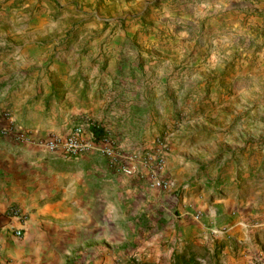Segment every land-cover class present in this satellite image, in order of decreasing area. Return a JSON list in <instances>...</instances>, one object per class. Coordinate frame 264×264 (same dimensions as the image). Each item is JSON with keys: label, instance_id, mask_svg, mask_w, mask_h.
Here are the masks:
<instances>
[{"label": "rangeland", "instance_id": "1", "mask_svg": "<svg viewBox=\"0 0 264 264\" xmlns=\"http://www.w3.org/2000/svg\"><path fill=\"white\" fill-rule=\"evenodd\" d=\"M31 31L41 38L39 55L28 57L33 65L12 96L42 110L36 120L45 131L54 132L52 94L63 93L60 81L73 78V91L76 75L114 64L115 76L138 89L149 84L155 100L150 173L175 198L185 190L234 192L244 227L264 226V0H0L2 58L17 50L24 59L23 34ZM104 85L92 88L98 97ZM91 98L78 101L94 106ZM73 116L65 115L69 125ZM130 155L143 164L138 151L122 157ZM247 258L264 264V252Z\"/></svg>", "mask_w": 264, "mask_h": 264}, {"label": "crops", "instance_id": "2", "mask_svg": "<svg viewBox=\"0 0 264 264\" xmlns=\"http://www.w3.org/2000/svg\"><path fill=\"white\" fill-rule=\"evenodd\" d=\"M36 34H23L24 59L17 50L0 55V212L12 206L23 216L13 224L21 230L20 239L0 229V264H173L178 256L195 264H246L248 254L264 252V226L244 227L246 215L236 210L234 192L225 197L185 190L175 198L171 189L149 187L156 138L149 84L129 86L135 81L115 76L114 64L76 75L73 91V78L60 81L63 93L52 94L54 132L36 120L42 110L27 96L15 103L12 95L33 65L28 57L39 55ZM15 59L20 66L13 67ZM103 83L98 97L92 88ZM124 85L131 88L122 90ZM83 97L95 105L78 101ZM66 114L74 115L73 125ZM82 115L97 121L106 146L117 153L114 160L97 152L66 159L33 143L49 133L65 136ZM5 128L29 133L30 140L1 133ZM134 151L143 164L136 165L137 175L126 177L119 171L128 165L122 156Z\"/></svg>", "mask_w": 264, "mask_h": 264}, {"label": "built area", "instance_id": "3", "mask_svg": "<svg viewBox=\"0 0 264 264\" xmlns=\"http://www.w3.org/2000/svg\"><path fill=\"white\" fill-rule=\"evenodd\" d=\"M79 124V122H77ZM89 122L84 121L82 125H75L65 136H49L43 142L34 141L37 146H40V150L48 153L60 154L63 158L71 159L89 154L91 152H97L103 157L113 160L115 154L110 146H106L107 142L104 139L94 140V136L90 131ZM1 133H7L17 136L20 140L24 141L29 139L27 133H17L12 129L5 128ZM30 140V139H29ZM127 166H120L119 171L126 177H132L135 175L136 164L138 163L137 155H130L125 158ZM162 161L155 160L154 168L161 167ZM148 185L153 189H164L168 185L165 182H161L157 179L154 172L149 175ZM23 220V216L15 207H8L5 211L0 212V229L8 231L9 235L15 239H20L22 233L20 229L13 227L14 223L20 224ZM81 254H78L80 256ZM78 264V263H77ZM81 264H89L87 261Z\"/></svg>", "mask_w": 264, "mask_h": 264}, {"label": "trees", "instance_id": "4", "mask_svg": "<svg viewBox=\"0 0 264 264\" xmlns=\"http://www.w3.org/2000/svg\"><path fill=\"white\" fill-rule=\"evenodd\" d=\"M90 131L92 132L94 136V140H100L103 139L104 136L99 128H96L95 126L90 127ZM173 264H195L194 260H185L181 256L175 257Z\"/></svg>", "mask_w": 264, "mask_h": 264}]
</instances>
